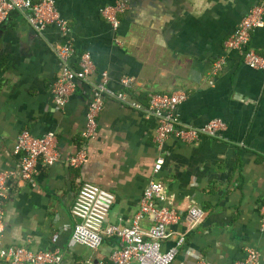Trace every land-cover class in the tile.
<instances>
[{"label": "crops", "instance_id": "1", "mask_svg": "<svg viewBox=\"0 0 264 264\" xmlns=\"http://www.w3.org/2000/svg\"><path fill=\"white\" fill-rule=\"evenodd\" d=\"M117 1L56 0L73 30L71 64L79 68L85 51L95 63L91 78L79 80L64 105L53 94L62 67L57 49L66 41L59 27L51 24L38 32L17 11L0 24V170L18 168L15 145L26 129L36 136L55 132L63 155L53 165L42 164L34 183L11 179L3 244L59 250L65 264H114L110 255L118 240L107 228L130 225L147 185L157 180L164 186L159 203L183 215L164 243L167 249L185 235L173 264L200 259L235 264L248 248L258 250L264 264V69L250 68L225 46L261 0H127L129 9L116 29L102 10ZM251 46L264 52V26L253 32ZM222 57L225 64L214 74V62ZM104 70L114 90L121 89L124 75L134 76L130 98L143 108L108 99L96 136L84 143L93 83ZM178 90L188 93L176 109L182 123L201 127L223 118L227 129L197 143L169 137L158 144V120L145 109L153 94ZM83 146L86 161L71 166L65 157ZM160 155L165 162L156 173ZM85 181L115 194L104 242L96 249L72 238L77 222L72 209ZM191 206L205 211L194 228ZM151 224V218L142 221L145 230ZM0 264L9 263L0 258Z\"/></svg>", "mask_w": 264, "mask_h": 264}, {"label": "built area", "instance_id": "2", "mask_svg": "<svg viewBox=\"0 0 264 264\" xmlns=\"http://www.w3.org/2000/svg\"><path fill=\"white\" fill-rule=\"evenodd\" d=\"M129 9L127 0H118L115 4L103 8L104 17L114 28L120 26V15ZM21 12L31 26L38 32L44 31L49 25L59 27L65 42L57 49L62 60V67L53 85L55 102L58 105L67 103L69 96L76 89L79 80H88L95 69L92 54L85 51L79 55V68L73 67L71 59L76 56V48L72 40V27L64 18L56 0H0V24L5 22L12 12ZM264 26V0L255 4L249 13L242 18L237 30L225 41L229 50L237 51L250 68L264 69V52L260 53L251 46L253 32ZM225 58L214 62L213 71L217 74ZM136 85L134 76L124 75L121 78V89L110 87V76L107 70L101 72L99 80L93 83L92 99L89 103L86 124L82 131L83 141L95 137L99 128V117L105 103L110 98H116L134 108L142 109L143 105L132 100L131 91ZM188 99V93L178 90L172 93H156L150 99L145 109L148 117L155 116L158 120L156 141L163 144L169 137H176L185 143H197L202 136H218L227 129L223 118H214L201 127L182 123L177 114V107ZM15 153L19 155L18 168L15 170H0V258L9 264H65L59 250L34 251L26 247L5 246L3 244L6 223L4 219V198L12 178L19 181L34 183L43 165H53L63 158L59 148L58 136L50 131L42 136H36L29 130H23L17 138ZM87 158V148H79L75 153L65 157L71 166L80 167ZM165 158L160 155L154 171L159 173ZM164 186L160 181L151 180L142 197L138 212L128 226L110 225L106 233L114 235L118 242L110 257L114 264H173L179 254L180 247L185 242L182 234L175 245L164 249V243L170 239L173 226L182 220V213L159 203L163 198ZM115 202V194L91 181L81 185L72 209L77 219L72 238L76 243L90 248H99L104 242V226L111 208ZM205 211L198 206H191L188 211L191 227L198 226L204 219ZM151 218L149 229L142 227V221ZM262 229L264 230V219ZM196 264H213L200 259ZM235 264H262L260 253L255 248H248L244 259Z\"/></svg>", "mask_w": 264, "mask_h": 264}]
</instances>
